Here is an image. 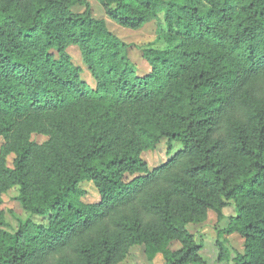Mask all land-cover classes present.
I'll list each match as a JSON object with an SVG mask.
<instances>
[{"label":"trees","instance_id":"obj_1","mask_svg":"<svg viewBox=\"0 0 264 264\" xmlns=\"http://www.w3.org/2000/svg\"><path fill=\"white\" fill-rule=\"evenodd\" d=\"M77 1L81 14L72 0H30L26 13L0 0V135L15 156L13 169L0 164V192L18 186L28 215L0 230V264H116L139 244L165 264H204L185 225L198 209L221 221L230 202L235 217L218 235L246 240L232 264H264V0H98L124 28L156 22L143 75ZM162 139L185 149L148 171L140 153ZM83 182L98 203L80 201ZM165 231L179 250L166 249Z\"/></svg>","mask_w":264,"mask_h":264},{"label":"rangeland","instance_id":"obj_2","mask_svg":"<svg viewBox=\"0 0 264 264\" xmlns=\"http://www.w3.org/2000/svg\"><path fill=\"white\" fill-rule=\"evenodd\" d=\"M91 9L93 18L103 20L105 27L108 31L113 33L120 41L129 46L128 57L132 63L136 65L141 75L149 72L148 64L143 60L141 50L146 46L156 47V22L152 21L145 24L138 30H131L119 26L114 21L109 19L98 0H86ZM30 0H19V5L22 11L29 12ZM71 10L74 13L81 14L85 8L77 0H72ZM67 54L71 58V62L81 68L80 78L90 87L94 88V81L83 62L82 54L76 46H69L66 49ZM55 58L58 57L57 53L51 52ZM48 136L38 133L30 134V142L37 145H43L48 141ZM6 140L0 135V164L4 167L13 169V162L15 159L14 154L5 150ZM185 149V146L178 142H172L169 148L166 139L160 140L159 144L152 151H143L140 153V158L147 165L148 171L159 168L171 160L178 152ZM137 176L126 175L124 183L132 182ZM82 192L80 201L84 204H94L100 201V196L90 182L80 183L78 186ZM20 188L18 186H11L6 191L0 192V219L6 224L0 227V230L8 232H15L18 228V222L25 220L28 215L21 208L20 203L17 201ZM235 206L230 202L227 207L222 209L223 219L217 220V215L210 209H198L197 213L193 216L194 220L185 225L186 231L192 235L198 245L201 246L199 255L204 264H232V260L237 254H244L246 240L243 236L237 233L218 234L224 231L229 225L230 219L235 217ZM37 223L45 222L41 218H33ZM166 238L165 247L169 251H177L181 248L180 242L177 237L169 234V232H162ZM218 243L228 253V260L220 258V250ZM116 264H165L163 255L155 249L148 248L143 244L135 245L129 248L125 258Z\"/></svg>","mask_w":264,"mask_h":264}]
</instances>
